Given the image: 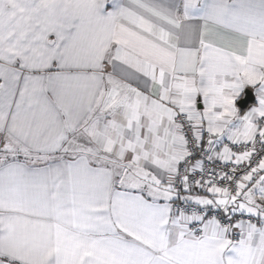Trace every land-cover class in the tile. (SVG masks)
I'll return each instance as SVG.
<instances>
[{"label":"snow or ice","instance_id":"snow-or-ice-1","mask_svg":"<svg viewBox=\"0 0 264 264\" xmlns=\"http://www.w3.org/2000/svg\"><path fill=\"white\" fill-rule=\"evenodd\" d=\"M0 264H264V0H0Z\"/></svg>","mask_w":264,"mask_h":264}]
</instances>
